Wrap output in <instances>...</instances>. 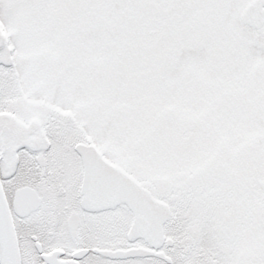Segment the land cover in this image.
Masks as SVG:
<instances>
[{"label": "snow or ice", "instance_id": "snow-or-ice-1", "mask_svg": "<svg viewBox=\"0 0 264 264\" xmlns=\"http://www.w3.org/2000/svg\"><path fill=\"white\" fill-rule=\"evenodd\" d=\"M0 264H264V0H0Z\"/></svg>", "mask_w": 264, "mask_h": 264}]
</instances>
